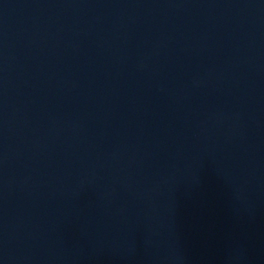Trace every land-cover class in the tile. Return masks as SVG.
I'll list each match as a JSON object with an SVG mask.
<instances>
[{"label":"water","instance_id":"water-1","mask_svg":"<svg viewBox=\"0 0 264 264\" xmlns=\"http://www.w3.org/2000/svg\"><path fill=\"white\" fill-rule=\"evenodd\" d=\"M264 210V0H0V264H192Z\"/></svg>","mask_w":264,"mask_h":264}]
</instances>
